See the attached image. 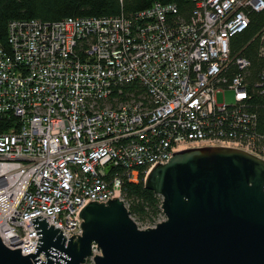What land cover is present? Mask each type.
I'll use <instances>...</instances> for the list:
<instances>
[{
    "label": "built area",
    "instance_id": "obj_1",
    "mask_svg": "<svg viewBox=\"0 0 264 264\" xmlns=\"http://www.w3.org/2000/svg\"><path fill=\"white\" fill-rule=\"evenodd\" d=\"M189 1L186 20L176 5L155 2L129 17L8 23L0 41L3 245L34 253L38 216L67 241L78 238L88 202L115 197L128 210L125 182L145 181L180 151L228 147L264 161V136L247 113L250 62L229 45L264 0ZM259 40L264 58V28ZM254 88L264 94V71Z\"/></svg>",
    "mask_w": 264,
    "mask_h": 264
},
{
    "label": "water",
    "instance_id": "obj_2",
    "mask_svg": "<svg viewBox=\"0 0 264 264\" xmlns=\"http://www.w3.org/2000/svg\"><path fill=\"white\" fill-rule=\"evenodd\" d=\"M165 219L139 229L123 202H88L81 236L67 241L41 216L34 253L0 240V264H264V161L240 149L207 146L172 154L144 181ZM43 254L41 260L39 255Z\"/></svg>",
    "mask_w": 264,
    "mask_h": 264
},
{
    "label": "trees",
    "instance_id": "obj_3",
    "mask_svg": "<svg viewBox=\"0 0 264 264\" xmlns=\"http://www.w3.org/2000/svg\"><path fill=\"white\" fill-rule=\"evenodd\" d=\"M155 2L176 5L177 15L184 20L194 6L189 0H0V41L5 43L6 28L10 21L58 22L68 18L129 17L149 8ZM263 28L264 10L251 12L247 28L231 37L229 45L231 55L239 54L250 62V67L244 74L245 82L253 88L247 113L256 120L257 133L264 136V94L260 89L254 88L264 71V58L258 54L259 34ZM140 91L139 89L136 93ZM124 197L129 214L137 219L155 224V218L162 213L161 198L146 189L142 176L137 183L125 182Z\"/></svg>",
    "mask_w": 264,
    "mask_h": 264
},
{
    "label": "rangeland",
    "instance_id": "obj_4",
    "mask_svg": "<svg viewBox=\"0 0 264 264\" xmlns=\"http://www.w3.org/2000/svg\"><path fill=\"white\" fill-rule=\"evenodd\" d=\"M231 93L227 92L225 94V99L226 102H229L231 100ZM218 101L221 102L222 98L221 95L218 96ZM131 219L135 222V224L137 225V227L139 229H146V228H150L153 226V223H151L150 221L147 220H141V219H137L136 217L131 216ZM165 219L164 215L161 213L159 215H157V217L155 218L154 222L155 224L163 221ZM84 264H94L91 258H87Z\"/></svg>",
    "mask_w": 264,
    "mask_h": 264
}]
</instances>
